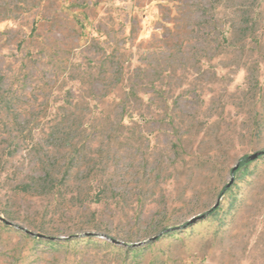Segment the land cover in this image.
Segmentation results:
<instances>
[{
	"label": "rangeland",
	"instance_id": "374dc122",
	"mask_svg": "<svg viewBox=\"0 0 264 264\" xmlns=\"http://www.w3.org/2000/svg\"><path fill=\"white\" fill-rule=\"evenodd\" d=\"M258 85L264 0H0V264H264Z\"/></svg>",
	"mask_w": 264,
	"mask_h": 264
},
{
	"label": "trees",
	"instance_id": "16d2710c",
	"mask_svg": "<svg viewBox=\"0 0 264 264\" xmlns=\"http://www.w3.org/2000/svg\"><path fill=\"white\" fill-rule=\"evenodd\" d=\"M247 28H248V25H247ZM250 29L248 28V30L246 31L245 33V37L244 38H250L251 36V33L249 32ZM250 34V35H249ZM259 86V92L257 94V101L256 103L257 104H260V110L256 111L254 117H252V130H253V135L255 137H261L262 135H264V94L261 93V91L263 90L262 88H260V85ZM249 164H251L247 158H244L240 161V164H239V168L235 171V175L238 171H240L242 168H246ZM45 182V180H43ZM41 187V186H40ZM42 190H44V187H41ZM228 188L229 186H227L222 192L221 194H223L224 192L228 191ZM21 190L25 193H30V192H33V191H36L38 193H40V191L32 186V185H26V186H23L21 187ZM43 192H46L43 191ZM219 206L215 207L213 210H211L209 212V214L213 215L216 213V211L218 210ZM167 232V231H166ZM173 236V233H168L167 232V235L165 236ZM133 254L134 255H139L141 253L140 249H135V250H132Z\"/></svg>",
	"mask_w": 264,
	"mask_h": 264
},
{
	"label": "water",
	"instance_id": "95a60500",
	"mask_svg": "<svg viewBox=\"0 0 264 264\" xmlns=\"http://www.w3.org/2000/svg\"><path fill=\"white\" fill-rule=\"evenodd\" d=\"M262 154H263V153H256V154H254V155H252V156L250 157V160L254 161V160L258 159L259 156L262 155ZM204 217H205V216L194 218V219H192V220L190 221V224H195V223H197L199 220L203 219Z\"/></svg>",
	"mask_w": 264,
	"mask_h": 264
}]
</instances>
